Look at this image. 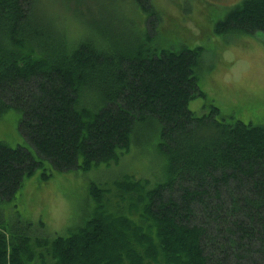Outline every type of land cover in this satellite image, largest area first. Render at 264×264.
Segmentation results:
<instances>
[{
  "label": "trees",
  "instance_id": "obj_1",
  "mask_svg": "<svg viewBox=\"0 0 264 264\" xmlns=\"http://www.w3.org/2000/svg\"><path fill=\"white\" fill-rule=\"evenodd\" d=\"M37 1L0 0V119L18 111V131L40 157L0 142V203L43 160L59 172L118 166L142 130L157 139L164 177L153 187L130 175L110 188L91 183L90 216L63 235L0 219V264H264V123L188 108L203 96L194 75L201 48L157 45L164 10L153 0L106 1L113 17L115 3L135 24L138 36L118 44L55 31ZM214 31L264 35V0L240 1ZM109 194L123 203L114 212Z\"/></svg>",
  "mask_w": 264,
  "mask_h": 264
},
{
  "label": "rangeland",
  "instance_id": "obj_2",
  "mask_svg": "<svg viewBox=\"0 0 264 264\" xmlns=\"http://www.w3.org/2000/svg\"><path fill=\"white\" fill-rule=\"evenodd\" d=\"M106 1L93 0L80 6L74 0H38L35 11L55 31L63 27L78 36L76 42L104 36L107 43L118 44L120 38L137 37L134 22L129 26L115 3L113 17ZM153 1L164 10L159 13L158 34L154 37L157 45L172 49L183 46L201 48L194 75L203 96L191 99L188 108L202 115L214 106L226 120L263 124L264 35L216 34L214 31L216 23L242 0ZM19 119L20 113L14 109H9L2 116L0 142L10 147L27 146L34 153L18 131ZM141 132L140 138L131 135L129 152L121 156L118 166L101 165L87 172H59L43 160L44 170L38 168L25 179L13 200L0 203V219L17 229L30 224L32 233L50 238L80 227L90 216L94 208V202L88 195L91 183L110 188L113 181L123 175L146 180L148 187L162 182L163 162L155 150L157 139L147 131ZM144 158L150 166L139 169ZM43 173L49 176L43 178ZM108 198L111 200L107 203L108 211L116 210L114 204L123 205L110 194ZM124 213L128 215L127 211Z\"/></svg>",
  "mask_w": 264,
  "mask_h": 264
}]
</instances>
